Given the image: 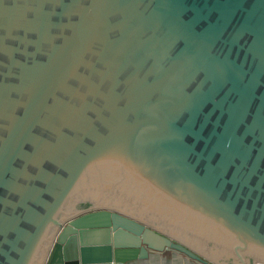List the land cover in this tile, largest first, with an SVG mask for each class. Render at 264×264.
<instances>
[{"label": "water", "instance_id": "1", "mask_svg": "<svg viewBox=\"0 0 264 264\" xmlns=\"http://www.w3.org/2000/svg\"><path fill=\"white\" fill-rule=\"evenodd\" d=\"M264 264V0H0V264Z\"/></svg>", "mask_w": 264, "mask_h": 264}, {"label": "crops", "instance_id": "2", "mask_svg": "<svg viewBox=\"0 0 264 264\" xmlns=\"http://www.w3.org/2000/svg\"><path fill=\"white\" fill-rule=\"evenodd\" d=\"M130 264H195L193 260L181 252L162 250L151 252L148 256L141 258L140 262H130Z\"/></svg>", "mask_w": 264, "mask_h": 264}]
</instances>
